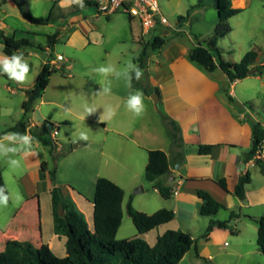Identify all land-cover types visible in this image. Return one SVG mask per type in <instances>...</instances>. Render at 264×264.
<instances>
[{"label": "crops", "instance_id": "0c3cea01", "mask_svg": "<svg viewBox=\"0 0 264 264\" xmlns=\"http://www.w3.org/2000/svg\"><path fill=\"white\" fill-rule=\"evenodd\" d=\"M22 1L25 2V0ZM165 2L172 11L181 5L188 6L191 11V16H186L188 23L191 19L202 20V17H196V11L206 10L204 5L200 4L201 1H198V4L195 0H165ZM252 2L253 0H229L230 7L241 10L239 14L251 7ZM85 5L95 8L92 0H85ZM68 8L69 14H72L71 22L63 29L75 28L74 31H77L82 26V20H85L84 18L88 15L84 16V11L78 13L79 8L75 5ZM160 9L164 15L162 6ZM14 18L21 22L23 30L14 27ZM23 19L12 0H6L4 3L0 0L1 31L15 38L26 37L35 46L31 37L43 36L46 40V34L33 30L24 22L27 20ZM183 19V17L181 20L177 18V23H183ZM231 19L233 17L228 22ZM216 22L217 18L214 27ZM133 23V20L130 21V36L137 44L136 49L142 52L144 50L140 42L142 30L140 26L135 29ZM180 24L177 28L173 25V31L184 34L185 38L168 37L171 33L167 29H161L155 32L164 35V45L156 50L150 49L149 53L144 50L143 76L146 74V81L151 92L155 88L160 92L158 109L154 107L150 98L154 93L150 96L143 93L145 113L142 117H134L124 106V101L130 91L141 89L133 84L132 89L124 86L116 102L105 100L100 104H111L117 107L118 111L114 118L105 123L99 122L98 117L103 111L102 108L85 118L93 123L91 137L87 142L80 141L68 151L67 155L58 160L55 164L54 182L50 180L48 173L54 167L49 147L43 145L37 138L49 139L58 149H66L70 139H67L66 143L62 138L55 137L61 131L59 125L68 126V114L80 119L85 104L73 105L65 96L59 98L52 94L45 96L41 94L38 97L39 104H36L38 98L32 103L28 111L31 112L29 118L25 120L28 112L24 114L21 108L15 121L3 122L0 135L23 121L25 129L36 136L31 134L35 138L34 149L40 155L37 159L29 158L28 160L19 156L14 157L21 160L20 166L16 168L9 166L7 158H0V181L11 196L8 206L0 208V252L4 250L6 242L18 241L30 243L36 248L46 245L55 256L64 257L66 238L54 231L51 188L53 186L60 188L63 197L74 204L77 211L82 214L88 228L91 229L95 182L103 177L118 185L124 192L120 227L125 219L130 218L127 213L129 202L134 209L146 214H152L159 209L173 211L172 221L141 235L149 246H153L156 238L164 232L177 230L186 232L197 239L196 246L191 247L180 262L196 264L208 259L212 264H264V255L256 244L258 225L254 221L264 216V174L261 173L254 158H246L251 148L250 122H258L264 128V74L231 82L220 69L212 72L205 70L189 59L190 51L200 42L195 38L192 28L186 31ZM85 34L87 35L86 31ZM58 40L59 35L57 42ZM39 45L42 49L33 48L28 52L20 49L17 52L23 51L27 56H34L35 52L51 56V48L46 44ZM250 48L249 51L258 50L256 46ZM0 52H3L2 44H0ZM140 53L133 58V63L136 65L134 59ZM214 58L217 60L218 57L214 56ZM58 62L62 61L46 57L41 61L35 78L44 64L49 63L55 69ZM260 65H264V57L259 58L257 64L255 61L252 67ZM96 77L97 73L95 74L94 71L83 72L76 76L64 75L58 90L64 93L65 88L72 86L76 95L86 100L91 99L99 84L104 81L103 77ZM50 78L45 90L50 85ZM9 80L6 75H0V118L10 114L9 107L2 102L3 93L19 95L21 107L22 102L27 99L25 90L31 88L34 83L33 81L29 86L20 85L15 89L10 86ZM93 102L91 100V103ZM42 104L53 108H48L46 113L39 111L36 117L35 111L40 110ZM153 111L171 118L179 126L182 138L181 152L184 157L181 163H177L175 158L171 135L162 119L157 114H153ZM46 118L53 122L50 132L43 128V125L46 126L44 121ZM56 124L57 127H55ZM94 142L96 148H92ZM200 145L210 146L209 153H198ZM80 146L82 149L76 150ZM150 150L165 152L171 162L170 175L166 178V183L171 177L173 178L169 184L173 188V195L169 199L162 198L151 186L146 189L152 191L149 195L137 196L131 193L132 188L139 184L141 186L146 184L144 170ZM256 157L264 163V144ZM42 163L46 164V170L41 168ZM245 173L249 174L250 181L245 186V199L239 200L233 195V191L238 178ZM220 179L225 181L227 191L217 184V180ZM66 184L77 185L70 187ZM83 184L88 185L84 187ZM198 191L208 193L212 199L222 204L224 209L213 218L201 216L199 214L201 200L197 196ZM156 195L164 202H160ZM231 212L238 217L229 222V230L215 229L208 240L201 238L210 220L227 221ZM133 234L137 235V231L130 233V235ZM123 237L116 235L118 240ZM218 238L229 239V249L220 251L214 248Z\"/></svg>", "mask_w": 264, "mask_h": 264}, {"label": "trees", "instance_id": "16d2710c", "mask_svg": "<svg viewBox=\"0 0 264 264\" xmlns=\"http://www.w3.org/2000/svg\"><path fill=\"white\" fill-rule=\"evenodd\" d=\"M214 1L217 22L213 32L206 39L205 46L199 43L190 51V61L202 66L209 72L220 69L231 82L248 76L264 74V65L252 67L257 56L255 51L245 53L239 63H230L221 58L217 42L232 31L228 20L238 15L241 10L230 7L229 0ZM4 2L6 0H2V3ZM12 2L18 8L21 16L31 23L45 25L52 21L51 14L45 18L32 16L27 12L25 2L22 0H12ZM86 3L90 4V2ZM181 19L182 17H178V20ZM58 35L59 32L56 31L46 36V45L49 48L52 49L57 43ZM164 43L163 37L155 36L150 42V47L156 50L161 48ZM0 44L3 45V52L7 55H11L22 48L42 49L40 45L35 46L26 37L15 38L14 36L6 35L1 30ZM214 53L217 54V60L214 58ZM144 56L145 51L143 50L134 59L141 69H143ZM53 70L49 63L44 64L37 74L33 86L25 90L27 99L21 104L24 114L29 111L32 103L47 87ZM132 84L139 87L146 96L154 93L160 99V92L157 88L151 92L147 83L138 84L135 79ZM161 119L171 135V143L177 163H181L184 157L181 152L182 138L180 128L176 122L167 116L161 114ZM250 125L252 131L251 148L246 158H254L261 173L264 174V163L256 157L258 150L264 144V128L258 122L251 121ZM43 128L46 131L45 125H43ZM25 130L24 122L20 121L2 134L6 132H24ZM31 134L35 136L33 132ZM37 139L43 145L49 147V154L54 167L48 173L50 180L54 182L56 177L55 164L68 151L63 148L58 149L49 139L42 137ZM209 150L210 146L207 145L198 147V153L200 154H208ZM41 168L46 170V164L42 163ZM170 169L171 162L165 152L161 150H150L148 152L144 179L164 199H169L173 195V188L166 183V178L170 175ZM249 181L250 176L248 173L238 178L233 191V195L237 199H245V186ZM217 184L224 191H227V185L223 179L217 180ZM0 186H4L1 181ZM50 194L53 206L54 231L66 238L65 256H55L46 245L36 248L27 242L8 241L4 250L0 252V264H178L191 247L196 246L197 239L192 238L188 233L177 230L164 232L156 238L153 246H149L141 238V235L169 223L174 219V213L172 210L159 209L152 214H146L134 209L130 202L127 204V213L137 231V235L116 240V234L122 222L121 204L124 192L118 185L106 178L100 177L95 182L91 229L88 228L82 214L77 211L74 204L63 197L59 187L53 186ZM197 196L201 200L199 214L203 217L213 218L220 210L224 209L222 204L212 199L204 191H198ZM237 217V214L231 212L227 221L210 220L201 238L208 240L215 229L229 230V222ZM246 217L252 219L249 216ZM254 221L258 225L256 244L259 251L264 255V216L254 219ZM206 260L212 264L208 259Z\"/></svg>", "mask_w": 264, "mask_h": 264}, {"label": "rangeland", "instance_id": "374dc122", "mask_svg": "<svg viewBox=\"0 0 264 264\" xmlns=\"http://www.w3.org/2000/svg\"><path fill=\"white\" fill-rule=\"evenodd\" d=\"M158 1L159 5L162 6L163 13L170 24L174 25L175 28H177L178 25L181 23H177V18L183 17V23L180 24L183 29L189 31L190 28H192V31L195 33L194 35L197 41H199L202 45H206V39L212 34L214 22L217 18V13L214 7L213 0H195L196 4H198V1H201L200 4L204 5L203 7H205L206 10H197L196 17H202V20L200 19L196 21L194 19H191L190 23H188V20H186V16H191V11L188 6L181 5L175 11H172L170 6L166 4L165 0ZM25 3V8L27 12L30 13L32 16L45 18L49 14H51L52 21L49 24L45 25L34 24L28 21L24 22H26L30 26V28L41 34L51 35L58 31L59 40L57 44H55L51 49V56H45L40 52H35L34 56H27L26 53H24L23 51H32L33 48L21 49L23 51H21L20 53L24 54L31 69L29 73L28 82L22 85L29 86L32 84L35 75L39 69V65L41 64V61H43L46 57L49 59H53L56 57L57 54H59L63 56L64 61L58 62L57 68H55L52 72L50 78V85L42 93V96L51 94L59 98L61 96H65L68 100H71L73 105L79 103L86 104L87 101L88 103H91V100H93L99 105L102 104V102L105 100L116 102L118 100L119 94L122 92V88L124 87L123 80H112L111 95L97 96L96 91H99L101 83L104 82L102 81L93 93V97L88 100H86V98L82 96L76 95V93H74V88L72 89V86H68L67 89L65 88L64 93L58 90V86L61 85L64 75L67 74L76 76L83 72H93V70L101 64H113L117 66V68H123L129 62L133 63V58L137 56L138 53H140L141 51L136 49L137 44L136 42L134 43L132 41V38L130 36V21L132 20L129 21L128 15L124 12H118L108 19L106 18V16L96 13L94 7L86 6L84 9H80L78 7V13H80V11H84V16L88 15L86 18H84L85 20H82V26H80L79 30L77 31H74L75 28L64 30L63 28L71 22L72 14H69L68 7L60 6V0H25ZM13 22L14 27L16 29L23 30L21 22H19L15 18L13 19ZM133 22V27L135 29H138V27L140 26L139 21L137 19H134ZM228 24L232 28V32L227 36L219 39L217 44L221 57L227 62L239 63L244 53L249 51L251 49L250 47L256 46L258 48V50H255L257 53L255 61L257 64L259 58L264 57V0H253L251 7L247 8L243 13L234 16L233 19L228 22ZM173 30L168 29V31L171 33L168 37H174L177 39L185 38L184 34L175 33ZM85 31L87 32V35L85 34ZM155 35L164 37L162 33L154 31L150 32L148 35H142L140 42L142 48L146 50V53H149L151 49L149 43L152 42ZM31 40L34 41L36 45L46 44V40L43 36L31 37ZM214 56L217 58L216 53H214ZM98 76L99 75L97 74V77ZM4 79L6 80V77H4ZM146 79L147 76L145 74L139 80V84L147 83ZM8 82L10 83V86L14 87L15 89L16 87L21 85L12 80H9ZM239 87L243 88L242 85H239ZM2 98L3 104L9 107L10 114L9 116H3V118H0V127L2 126L3 122L10 123V121H15L14 119L18 117V113H20L21 110L19 95H9L8 93H3ZM39 101L40 98L36 100V104H39ZM69 102L70 101H68V103ZM48 108L53 107L46 104H42L40 110L35 111L36 117L37 114H39V111L46 113L45 111L48 110ZM153 114H157L161 118L160 113H154L153 111ZM30 116L31 112L26 113L25 120ZM68 117V126L64 127L62 124H60L59 127L61 128V131L57 136H55L58 139L62 138L63 141H65L66 143L67 139H70V142L67 143L66 149L64 148V150L67 151H69L71 148H74L76 144L78 145L80 143V141L77 140L80 131L87 132L88 136L91 137L90 131L93 128V123L90 121L81 120L79 118H76L74 115L70 114H68ZM44 121L53 124V122H51L47 118ZM57 126L58 125L56 124L55 127ZM92 148H96L95 142L92 144ZM81 149L82 148L80 146L76 150ZM66 185H70V187H75L77 184ZM83 185L84 187H87L88 184ZM139 187H142L144 192L142 191L135 194V190ZM149 187L150 184L148 182H146L144 186H141L139 184V186L132 188L131 193L137 196H146L151 194L152 192L150 190H146ZM156 196L160 202H164L163 199H160V197H158V195ZM133 231H136V229L131 219H125L122 223V226L117 231L118 236H124L119 240L130 238L136 235H130V233ZM116 240L118 239L116 238ZM229 244V239L220 240L218 238L216 240V246L214 248L220 251H225L229 249ZM179 264L187 263H185L184 261L180 262ZM196 264L210 263L206 260L203 263Z\"/></svg>", "mask_w": 264, "mask_h": 264}, {"label": "clouds", "instance_id": "9594fccd", "mask_svg": "<svg viewBox=\"0 0 264 264\" xmlns=\"http://www.w3.org/2000/svg\"><path fill=\"white\" fill-rule=\"evenodd\" d=\"M77 6L80 9L86 7L85 0H60L61 7ZM30 65L23 53L13 52L7 55L0 52V75H6L8 79L18 83L25 84L28 82ZM99 76L104 78L97 96H108L112 93V80H123L124 86L132 89V82L135 79L139 81L143 77V70L136 64L129 62L123 68H117L113 64H101L93 70ZM126 109L133 114L134 117H142L145 113L144 94L141 90L130 91L124 101ZM102 108L98 119L99 122L105 123L115 117L118 108L111 105H96L87 103L83 105V111L80 115L81 120H85ZM67 111V109H65ZM89 136L87 132L80 131L77 137L78 141L87 142ZM75 142V141H74ZM35 138L27 131L24 132H6L0 135V158H7L10 167L16 168L20 166L21 160L14 157H22L24 160L29 158H38L39 153L34 149ZM11 196L5 186H0V208L7 207Z\"/></svg>", "mask_w": 264, "mask_h": 264}, {"label": "built area", "instance_id": "2783aa9c", "mask_svg": "<svg viewBox=\"0 0 264 264\" xmlns=\"http://www.w3.org/2000/svg\"><path fill=\"white\" fill-rule=\"evenodd\" d=\"M92 3L97 13L106 17L124 12L130 20L137 19L142 35L151 31L159 32L161 29H174V26L162 14L158 0H92ZM55 59L56 61H63L61 55H57ZM260 150H258L257 155Z\"/></svg>", "mask_w": 264, "mask_h": 264}, {"label": "water", "instance_id": "95a60500", "mask_svg": "<svg viewBox=\"0 0 264 264\" xmlns=\"http://www.w3.org/2000/svg\"><path fill=\"white\" fill-rule=\"evenodd\" d=\"M151 98L153 100V104H154V107L156 109H158V98L155 94H152L151 95ZM46 130L48 132H50L52 130V124L50 122H46ZM173 178L171 177L169 182H168V185L172 182ZM143 191V188L142 187H139L135 190V194L139 193V192H142Z\"/></svg>", "mask_w": 264, "mask_h": 264}]
</instances>
